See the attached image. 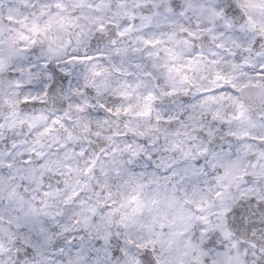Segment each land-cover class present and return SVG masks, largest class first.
Here are the masks:
<instances>
[{
    "label": "snow or ice",
    "instance_id": "snow-or-ice-1",
    "mask_svg": "<svg viewBox=\"0 0 264 264\" xmlns=\"http://www.w3.org/2000/svg\"><path fill=\"white\" fill-rule=\"evenodd\" d=\"M46 98L78 115L0 144V264H264V0H0V129Z\"/></svg>",
    "mask_w": 264,
    "mask_h": 264
},
{
    "label": "clouds",
    "instance_id": "clouds-1",
    "mask_svg": "<svg viewBox=\"0 0 264 264\" xmlns=\"http://www.w3.org/2000/svg\"><path fill=\"white\" fill-rule=\"evenodd\" d=\"M234 3L239 2V0H233ZM107 102L109 103H120V98L115 97V96H109L105 98ZM189 102H195V97L189 96L188 97ZM46 107H38L37 109L33 110L32 112L27 113L28 115H37L43 117L39 121V125L37 128H28V127H17L14 129H9V128H4L0 129V144H2L3 140L8 138L9 136L12 135H20L22 138L23 137H29L33 138L35 133L39 130V128L46 126L48 123H50L53 119H58V118H71L72 120H75L76 116L78 115L74 110H70L67 107V103H65V110L61 111L59 113H54V109L52 107V104L50 100H47L46 98ZM21 114H24V109L21 107L20 108ZM0 123H3L2 120H0ZM134 124L139 123L141 126L145 123L143 120H138V121H133ZM80 177H74V179H79ZM177 196L182 197L184 194V190L181 186H177V190L175 193ZM87 195L85 194L83 199L87 200ZM79 205L77 208L79 209ZM123 213V210H121V214ZM109 217L112 219V223L110 225V228L115 234L116 232H119L121 234V239L124 238V235L126 233L128 234H139L140 229H139V222L134 223L132 218L129 217L128 219L124 220L121 222V215L117 214L115 216H112L109 214ZM142 222V221H141ZM142 251V250H140ZM75 260V257L77 255V251L73 250L71 254L65 253L62 259L57 258V255L55 253H52V264H69V258ZM154 257L157 255V253H153ZM165 258L164 254H161V264L163 262V259Z\"/></svg>",
    "mask_w": 264,
    "mask_h": 264
}]
</instances>
